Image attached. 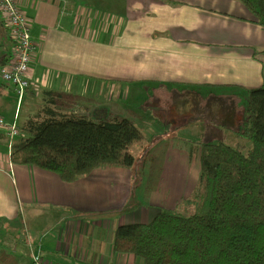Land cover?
<instances>
[{
    "label": "crops",
    "instance_id": "0c3cea01",
    "mask_svg": "<svg viewBox=\"0 0 264 264\" xmlns=\"http://www.w3.org/2000/svg\"><path fill=\"white\" fill-rule=\"evenodd\" d=\"M17 3L39 44L21 122L48 105L93 121L124 115L145 137L147 119L129 103L147 99L148 83L158 100L157 89L172 85L239 92L264 85V27L238 0ZM0 37L10 43L1 18ZM7 52H0V62ZM1 129L0 264H32L33 253L46 264H141L132 254L113 252L116 227L135 223L131 217L150 222L191 192L178 190L183 179L147 205H128L132 170L102 167L64 182L53 172L11 163ZM181 162L186 166L185 158Z\"/></svg>",
    "mask_w": 264,
    "mask_h": 264
},
{
    "label": "trees",
    "instance_id": "16d2710c",
    "mask_svg": "<svg viewBox=\"0 0 264 264\" xmlns=\"http://www.w3.org/2000/svg\"><path fill=\"white\" fill-rule=\"evenodd\" d=\"M238 1L264 27V0ZM235 132L250 142L246 154L223 141L203 143L191 192L150 222L117 226L113 252L141 264H264V85L248 90L246 119ZM144 142L126 117L93 121L44 105L21 122L9 159L73 182L102 167L136 171L143 155L132 149ZM190 207V214L182 212Z\"/></svg>",
    "mask_w": 264,
    "mask_h": 264
},
{
    "label": "rangeland",
    "instance_id": "374dc122",
    "mask_svg": "<svg viewBox=\"0 0 264 264\" xmlns=\"http://www.w3.org/2000/svg\"><path fill=\"white\" fill-rule=\"evenodd\" d=\"M4 39L5 37H0L2 42L0 52L10 53L11 46L6 41L4 43ZM0 82H3L1 78ZM152 85L151 83L146 84L148 89L143 92L147 95L145 97L147 99L140 95L141 99L136 97L137 102L130 100L129 103V105L133 104L138 107L139 113L147 119L148 128L145 133V142L132 149V153L140 157L141 150L146 148V154L143 155L141 163L137 165L136 171L132 170L128 205L132 203L147 205L159 193L163 196L166 193H162L164 188L167 186L170 189L177 188L179 186L177 181L181 182L183 179L186 182L185 186L181 184L178 190L181 193H184L186 189L191 191L199 178V148L203 143L223 141L231 147L240 148L243 154L248 152L251 145L244 136L235 132L242 129V124L246 119L248 91L209 89L208 86L172 85L157 89L161 98L158 100L157 92H153ZM3 92L4 95L0 99V115L4 123L11 124L14 121L17 98L11 85L5 86ZM27 99L26 96L18 107L17 124L24 116ZM134 124L137 126L135 121ZM2 128L5 129V127ZM156 131H160L162 136H153ZM1 132L3 130L0 126ZM3 145L5 147V144ZM184 158L187 161L186 166H183L181 162ZM188 177L194 180V185ZM182 212L190 214L192 209L190 207ZM130 220L148 222L143 218L131 217Z\"/></svg>",
    "mask_w": 264,
    "mask_h": 264
},
{
    "label": "built area",
    "instance_id": "2783aa9c",
    "mask_svg": "<svg viewBox=\"0 0 264 264\" xmlns=\"http://www.w3.org/2000/svg\"><path fill=\"white\" fill-rule=\"evenodd\" d=\"M0 18L2 27L8 33L11 46L5 62L0 65V78L14 87L18 109L30 85V67L39 44L31 37L28 19L18 6L17 0H0ZM0 126L6 129L10 149L12 141L20 135V125L15 121L6 124L0 116ZM32 264L46 263L38 254L33 253Z\"/></svg>",
    "mask_w": 264,
    "mask_h": 264
}]
</instances>
